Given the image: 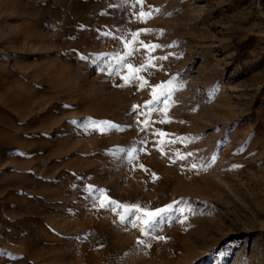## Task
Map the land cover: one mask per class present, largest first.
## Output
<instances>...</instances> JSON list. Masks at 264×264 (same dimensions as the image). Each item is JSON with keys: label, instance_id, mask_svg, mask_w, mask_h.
<instances>
[{"label": "rangeland", "instance_id": "obj_1", "mask_svg": "<svg viewBox=\"0 0 264 264\" xmlns=\"http://www.w3.org/2000/svg\"><path fill=\"white\" fill-rule=\"evenodd\" d=\"M134 4L0 0V264H264V0Z\"/></svg>", "mask_w": 264, "mask_h": 264}, {"label": "snow or ice", "instance_id": "obj_2", "mask_svg": "<svg viewBox=\"0 0 264 264\" xmlns=\"http://www.w3.org/2000/svg\"><path fill=\"white\" fill-rule=\"evenodd\" d=\"M125 2H127V0H125ZM135 4H139L140 5V11L137 14V18L140 19L141 21H147L148 19L152 18L153 12H160L159 8H154L151 7L149 8L148 11H145L143 8V4H144V0H135ZM135 4L133 6H135ZM151 29H142L139 30L135 33H132V38L133 41H136L140 35L141 32L143 33H148L151 32ZM105 35H109V33H105ZM141 44H144L143 41H140ZM174 45H169V47H172ZM144 47H146L149 50V53H151L152 51H154L156 48L162 47L161 45L158 44H151V45H147L145 44ZM127 55H131V52L127 53L124 57H119L118 58V63L123 64L124 59H126ZM82 58H87V57H82ZM167 56H162V57H151L149 56L148 60L145 62L144 65H141L138 68H134L132 65H128L129 68V75L122 77V79H124V85L121 86H126L128 84H130L132 81L134 80H139V88L143 89L146 86H148V82L147 80L143 77V76H138L136 74H138L139 72L146 71L148 66H152L155 67L156 65L154 63H152V61L159 59V60H165L167 59ZM101 71H103V69H101ZM111 74V73H109ZM172 84V81H168L167 85L170 86ZM157 89H160L159 91H157ZM172 89L170 87L164 86V85H158V86H153L152 88V100L147 101L146 105H153V104H157V103H163L165 109H167V107L169 106V97H170V93H171ZM161 97H164V100L161 101ZM139 106H134V109L137 108ZM159 109L157 108H150L149 112L151 111H158ZM164 122V121H161ZM145 124V127H147L148 125V121H144L143 122ZM93 127L98 128L101 132H104L108 129L111 128H117V125L112 124L111 122H99V124H95L93 125ZM160 135H165L164 133H160ZM176 141H161V143H175ZM188 155H191V153H188ZM185 157L180 155L179 153H177V159H184ZM215 161V156H213V162ZM175 162V160L173 161ZM140 167L143 168V165H141ZM193 168L197 167V165H192ZM145 171H147V169H145ZM153 178L156 179L157 177H155V174L153 173ZM104 203H101V207H104ZM118 207H123L125 209V214L120 216L121 221H123L125 219V215L128 213H131L133 210L137 211V212H144V218L142 219L139 215L136 216V221H141L142 220V226L140 227V231L143 235H149L148 229L152 228L153 225L155 224L156 221V217H158L162 212L166 211L167 209H157L156 211L152 212V211H145L143 209H141L139 207V205H132V206H126V205H118ZM171 206H168V208H170ZM183 222V221H181ZM137 224H133V227H136ZM155 239H159V240H166L165 237H154ZM138 244H144L143 240H138L137 241ZM148 247H150V245H146Z\"/></svg>", "mask_w": 264, "mask_h": 264}]
</instances>
